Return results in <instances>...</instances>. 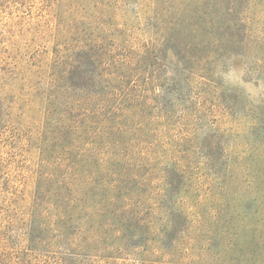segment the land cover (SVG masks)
<instances>
[{
  "label": "rangeland",
  "instance_id": "1",
  "mask_svg": "<svg viewBox=\"0 0 264 264\" xmlns=\"http://www.w3.org/2000/svg\"><path fill=\"white\" fill-rule=\"evenodd\" d=\"M0 264H264V0H0Z\"/></svg>",
  "mask_w": 264,
  "mask_h": 264
}]
</instances>
